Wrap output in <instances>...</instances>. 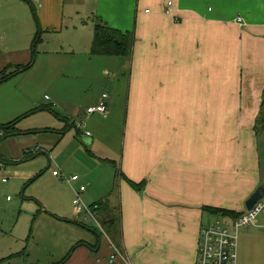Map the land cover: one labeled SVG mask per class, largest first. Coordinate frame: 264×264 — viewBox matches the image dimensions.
<instances>
[{"label": "crops", "instance_id": "0c3cea01", "mask_svg": "<svg viewBox=\"0 0 264 264\" xmlns=\"http://www.w3.org/2000/svg\"><path fill=\"white\" fill-rule=\"evenodd\" d=\"M4 1L0 73L27 65L34 57L28 69L35 66L39 44L53 42L56 53L82 46L94 55L97 18L134 33L132 55L126 59L131 64V89L121 170L128 184L118 206L121 232L115 237L101 224L102 230L89 229L96 238L66 240L70 250L62 260L69 258L62 264H197L204 208L219 207L220 179L229 180L237 164L244 166L257 155L256 125L264 108V0ZM44 34L64 38L45 39ZM21 57L25 62H18ZM108 98L106 113L86 110V116L97 113L99 119L109 120L115 103ZM20 121L17 128L26 134L16 136L55 133V146L68 133L24 132ZM89 136L94 143V134ZM29 152L25 155L33 157ZM128 178L145 181L144 189L136 190ZM77 181L74 187L84 184L80 177ZM100 202L107 205L101 214L94 210L96 217L117 215L113 200ZM51 216L83 226L62 213ZM115 249L118 253L111 261ZM30 259L24 249L0 264H39Z\"/></svg>", "mask_w": 264, "mask_h": 264}, {"label": "rangeland", "instance_id": "374dc122", "mask_svg": "<svg viewBox=\"0 0 264 264\" xmlns=\"http://www.w3.org/2000/svg\"><path fill=\"white\" fill-rule=\"evenodd\" d=\"M5 4L0 0L2 30L6 18ZM50 37L60 41L64 38L44 34L45 39ZM52 43L39 44L35 66L0 85V124L23 114L19 127L24 132L45 129L68 132L57 146L54 144L59 136L55 133H34L1 141L0 262L27 249L30 260L53 264L69 252L66 240L97 237L89 229L102 230V216L99 214L88 219L79 216L86 215V212L79 213L73 202L72 188L76 191L81 186L74 187L78 181H68L73 175L77 174L88 188L82 194L87 207L110 198L117 214L121 205L120 194L123 201V190L128 184L121 178L120 171L123 170L122 154L129 112L130 59L94 56L82 46L75 51L64 48L56 53ZM18 62H25L24 57ZM15 68L10 67L8 72ZM103 94L115 103L110 119H99L97 113L86 116L89 106L104 100ZM87 131L94 134V143L89 142ZM255 137L256 158L241 167L237 164V171L230 174L229 180L220 179L217 191L220 208L243 210L249 198H246L248 190L255 184L258 187L264 185V108L256 125ZM30 150L38 154L28 158L25 152ZM55 170L59 176L54 175ZM3 178H7V182ZM61 213L83 223V226L51 216ZM233 221L232 216L205 212V225L216 222L232 224ZM238 264H264V214L259 216L257 225L240 230Z\"/></svg>", "mask_w": 264, "mask_h": 264}, {"label": "built area", "instance_id": "2783aa9c", "mask_svg": "<svg viewBox=\"0 0 264 264\" xmlns=\"http://www.w3.org/2000/svg\"><path fill=\"white\" fill-rule=\"evenodd\" d=\"M172 2H169V6ZM170 12V8L168 9ZM240 21L243 19L240 17ZM104 100L98 104L91 105L87 108L88 114L95 112L106 113L108 104L104 102L107 94L103 95ZM90 135V132H87ZM2 135V132H0ZM58 175V171H54ZM78 175H73L68 181H77ZM6 180V179H5ZM86 190L85 185H81L75 191L74 203L79 213L86 212L88 217H96V212L90 206L87 207L83 200L82 194ZM261 214H264V195L254 205L252 209H246L239 217L234 218L232 224H223L220 222L203 225L200 232L197 264H238V239L239 232L242 228L251 225H257V220ZM118 250L115 249L111 256V261L116 258Z\"/></svg>", "mask_w": 264, "mask_h": 264}, {"label": "trees", "instance_id": "16d2710c", "mask_svg": "<svg viewBox=\"0 0 264 264\" xmlns=\"http://www.w3.org/2000/svg\"><path fill=\"white\" fill-rule=\"evenodd\" d=\"M38 39L40 40V38L37 37L35 41L36 44H37ZM133 43H134V33L133 32L131 31L123 32L121 30L112 28L107 23L103 22L102 19L97 18V21L95 24L94 41H93V46H92V53L94 55H118V56L130 57L132 55ZM34 61H35V57L27 65L15 66L16 68L12 72H8L9 70L8 68L7 70L5 69L3 72L0 73V83L5 80H8L12 76H14L16 73L23 71L25 69H28L34 64ZM20 119L21 117H19L18 119L8 124H5V125L0 124V131L2 132V135H0V142L1 140L6 139L11 136L26 134V133H22L17 128V123L20 121ZM36 153L29 152L28 154L35 156L38 154ZM120 175L124 176V174L121 171H120ZM128 181L136 190H139V191H142L144 189L145 183H146L145 181L136 183L135 181L129 178H128ZM106 205L107 204L105 202H98V203L93 204L91 207L94 210H96V212L101 214L104 211L103 209L106 207ZM204 210L207 212L215 213V214L232 216L233 218H237L243 213V212L224 209L220 207H205ZM102 222H103V225L106 226L107 229L111 231L115 237H116L117 232L118 234H120L121 214H117V215L114 214L111 216L109 215L107 217H104L102 218ZM68 258L69 256L57 264H62Z\"/></svg>", "mask_w": 264, "mask_h": 264}, {"label": "water", "instance_id": "95a60500", "mask_svg": "<svg viewBox=\"0 0 264 264\" xmlns=\"http://www.w3.org/2000/svg\"><path fill=\"white\" fill-rule=\"evenodd\" d=\"M264 195V185H260L247 199L246 208L252 209L254 205L263 197Z\"/></svg>", "mask_w": 264, "mask_h": 264}]
</instances>
